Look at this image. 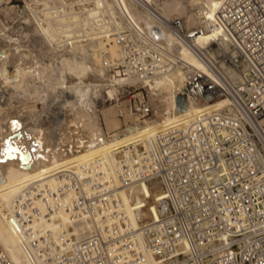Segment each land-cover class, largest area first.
I'll return each instance as SVG.
<instances>
[{
	"label": "built area",
	"instance_id": "built-area-1",
	"mask_svg": "<svg viewBox=\"0 0 264 264\" xmlns=\"http://www.w3.org/2000/svg\"><path fill=\"white\" fill-rule=\"evenodd\" d=\"M125 1L132 13L121 0L104 2L100 28L88 40L118 44L115 63L137 81L125 117L152 115L146 82L179 71L185 81L176 90L177 108L178 97L184 107L223 104L119 153L118 183L100 158L61 168L56 191L26 183L13 216L31 262L145 264L152 256L156 264H264V0H222L208 28L189 26L180 16L141 25L135 15L142 0ZM146 4L157 9L154 0ZM95 6L96 0H85V9ZM207 35H218L236 56L217 37L203 47ZM184 52L203 67L192 66ZM101 54L112 59L108 49ZM143 184L159 188L165 200L157 205L160 217L137 230L122 208L121 191ZM38 199L48 204L44 213ZM62 206L80 236L28 227ZM0 264H13L1 244Z\"/></svg>",
	"mask_w": 264,
	"mask_h": 264
},
{
	"label": "bare ground",
	"instance_id": "bare-ground-1",
	"mask_svg": "<svg viewBox=\"0 0 264 264\" xmlns=\"http://www.w3.org/2000/svg\"><path fill=\"white\" fill-rule=\"evenodd\" d=\"M117 1L120 2V0ZM121 1L125 3L129 13H132V9L126 4V1ZM138 1L140 2V0ZM221 1L222 0L206 1L204 6H201L199 11L193 14V10L190 11L189 5L184 0H154L157 9L151 8L146 4V2H151V0H142L140 2L142 6L137 10V15L135 16L141 25L149 23L159 24V22H161L160 20L170 19L173 15L180 17L187 16L194 24L193 26L202 25L208 28L210 20L213 19L214 14L221 5ZM26 2V7L29 10V22L32 23L37 33L43 37L44 42L52 46L53 49L56 48L55 51H57V47L54 46L58 42H63V44L68 43L70 45L80 42L78 41L80 39L84 40V42L94 40L95 38L92 37L97 34V30L100 28L97 24L101 14L99 8L104 2H108V0H96V6L92 9H85V0H76L74 3L75 5L69 0H27ZM77 5L79 7H77ZM10 9H14V7H10ZM24 20H27V18ZM11 30H13V28H11ZM5 36L7 44L0 50V88L3 89L2 98H5V101H3L5 103L0 104V243L3 245L7 256L13 264H33L28 256L21 228L13 216L15 200L20 196L24 186L29 181H37L38 184L49 187L52 191H56L58 187L56 173L61 168L67 167L75 169L96 158L102 160L106 174L112 182H116L117 165L114 166L115 169L112 167L110 168L111 172L116 176L115 181L107 170L103 151L106 147L108 152L114 155L112 158H116L117 163L118 154L122 152L126 153L128 148L131 149L130 146H127L129 140H123V135L129 134L131 127L119 132L113 131L111 134L105 135L99 124L98 115L91 108L89 95L93 89L100 86L97 84L100 78L104 80L111 79L113 83L116 82V80L121 82V79L131 83H137V81L124 76L119 69V65L114 63L113 57H119L118 44L116 43H104L99 40L98 42L111 45L108 47L104 45V47L103 44L100 43V45H98V43L95 42L97 45L93 43L94 45L90 46L93 49L97 47L93 51L91 50L94 54H90L91 52L89 53L90 57L94 58L93 61L91 58L93 62L90 64L91 66L85 63V57L87 55L85 56L83 54L81 56L82 60L79 58L81 60L80 65L76 64L73 66L74 70L73 67H68V64H62L59 71V69L54 66L55 64H51V61V65L48 66L43 63L37 53L35 55L32 50L28 51L25 48L21 49L20 47L22 46L18 44L19 39H14L6 34ZM217 36H205L201 41V45L203 47L209 45L211 38L215 39ZM217 40L220 39L217 37ZM219 44L223 49L230 51L232 55L236 56V52L229 50L228 44L224 42L223 39L219 41ZM76 46L77 45H75V47ZM52 47H50V51H52ZM82 47H84L83 49L85 50L86 47L81 46V48ZM104 48L108 49L113 56L107 63L105 62L104 56L101 54V50ZM77 51L80 52L81 50L79 51L78 49ZM51 56L52 55H50V57ZM182 56L192 66L196 68L203 67L192 53L184 52ZM90 57L87 56V59H90ZM64 59L66 60V58ZM107 59L108 58H106V60ZM2 67H5L6 70L2 71ZM54 67L59 71L60 77H55L58 73L55 74L57 71H55ZM244 71H247L246 67ZM68 73L70 76L74 74L77 79H74V81L71 80V78L68 77ZM48 77H52L51 82L49 80L48 83L57 84L60 82L59 84L61 87L63 86L62 88H65L67 92L72 94V99H75L71 102L77 110L79 109L83 112V116L74 118V115L72 116V113L69 112L71 114L66 115V117L64 116L65 120L62 121L64 126L60 129L61 133L54 132L53 134L56 136L52 134V141L46 144L43 138H41V135H37V132L33 133L31 128L28 129V134L25 132L27 129L23 131L21 125L26 122L23 121L21 124V120H23V116L26 117L27 115L28 117L38 111L35 105L37 99L35 100L34 97L39 91L36 92L35 89L29 90L30 79H33L32 81L35 80V82L36 80L42 82ZM184 81L185 74L179 71L173 76H161L153 81L146 82L145 85L151 89L153 95L163 93L170 94V98L166 105L168 119L166 125L150 129L146 134L140 133L136 137L131 135L130 137L134 139L131 145L138 146L140 142L145 145L158 133L188 122L190 118L196 115L200 110L222 106L223 102H219L214 106L209 104H191L182 110L178 109L177 106H175L176 90L177 88H182ZM49 86L52 87L51 85ZM55 88H57V85ZM115 90L116 89L110 90L109 94L112 95ZM68 107L69 106H67V108ZM78 114L80 115V113ZM33 127L35 128V125ZM125 142L128 143L124 144ZM44 145H46L45 148H49L50 151L45 153L42 152ZM114 149H117V151L112 152ZM164 200L165 197L160 189L156 188L151 190L147 184L127 190L123 196V202L131 212V219L136 224V226H132L138 230L146 220L158 219L160 213L157 209V205ZM36 206L44 213L47 211L48 204L38 199L36 201ZM56 212L59 216L55 221L57 220V222L66 225L69 217L68 213H65L63 206L60 211H55L54 213ZM160 212H163V209H161ZM54 213H50V218ZM40 221L42 220L36 219L33 222ZM51 222L52 220H47L41 226H33L35 224L29 223L28 227L35 230L50 229L56 231L55 228L43 227L48 226ZM80 235L81 234L73 236ZM156 262L157 259L155 257L147 256L145 264H156Z\"/></svg>",
	"mask_w": 264,
	"mask_h": 264
},
{
	"label": "rangeland",
	"instance_id": "rangeland-1",
	"mask_svg": "<svg viewBox=\"0 0 264 264\" xmlns=\"http://www.w3.org/2000/svg\"><path fill=\"white\" fill-rule=\"evenodd\" d=\"M26 1L27 0H0V45L2 46V47L0 46V50L2 48H4V46L7 44V42L5 41L6 40L5 34L9 35V36L13 37L14 39H17V40L19 39L18 40L19 42L18 41L17 42L19 45H21L23 47V48L20 47L21 49L25 48L28 51L32 50V52L35 53V55L37 53V55L42 59L43 63L47 64V66L51 65L53 63V64H55L54 66H56L59 69V71H60L62 64H68L69 65V66L67 65L68 67H73L76 64L80 65L81 60H82L81 56L83 54L85 56L87 55L88 57H90V54H94V53H92V51L94 49H96L97 47H95L93 49L90 46L94 45L95 42L98 43V45H100L101 42H98L99 40L93 41V42H90V41L84 42V40L80 39V40H78L80 42H77L75 44H70V45L68 43L66 44L65 42H64L65 44H63V42L57 41L58 43L54 46V47H57V51H55L56 48L53 49L52 46L47 45L48 43L44 42L43 37L37 33V31L33 28L32 23H30L28 20L29 10L26 7L27 6ZM69 1H71L73 3V5H75L74 3L76 2V0H69ZM163 1H166V0H163ZM184 1L189 5V8L191 9V10L190 9L189 10L190 11L193 10L192 13L194 14V13L199 11V8L201 6H204L206 1H210V0H184ZM10 7H14V9H10ZM11 12H13V13H11ZM173 16H177V15H173ZM181 17L185 18L188 21L189 26L194 25L188 19L187 16H181ZM26 18H27V20H24ZM11 28H13V30H11ZM101 44H103V43H101ZM75 45H77V46L75 47ZM95 45H97V44H95ZM104 45L106 47H108L111 44H109V45L103 44V46ZM81 46H85L86 47L85 50L83 49L84 47L81 48ZM50 47H52L51 48L52 51H50ZM88 47H90V48H88ZM78 49H79V51L80 50L81 51L78 52L77 51ZM53 51H55L56 53ZM81 52H84V53H81ZM95 53H97V52H95ZM50 55H52V56L50 57ZM87 56L85 57V60H86L85 63L90 65L93 63L92 61L94 60V58L90 57V59H87ZM64 58H66V60H68V61H66ZM79 58H81V60ZM91 58H92V61H91ZM104 59H105V62L107 63L110 58H108L107 60H106V58H104ZM113 59H114V63H115L117 58L113 57ZM52 60L55 62H53ZM50 61H51V64H50ZM48 62H49V64H48ZM60 62H61V64H60ZM66 62H69V63H66ZM70 64H71V66H70ZM5 67H6V65H5ZM5 67L1 68L2 71L6 70ZM56 67H54L55 71H57L55 74L58 73V75H55V74L54 75L57 78L60 76H59V71L56 69ZM73 70H74V67H73ZM74 76H75L74 74H73V76H70V74L68 73V77H70L71 80H73V81H74V79H77V77L76 76L74 77ZM51 78L48 77L46 80H43L42 82L41 81L39 82L38 80H36V82H35V80L32 81L33 79H30V83H29L30 88L28 87L29 90L35 89L36 92L37 91L40 92V93L37 92L36 96L34 95L35 97L33 96L35 98V100L37 99V102L35 103V105H36L38 111L33 113L32 115H30L31 117L30 116L27 117V115H26V117L23 116V118H22L23 120H21V124L24 121L28 125L27 126L26 123H23L25 126L23 124L21 125V128L23 131H25L27 129L25 132L28 134V129L31 128L33 130V133L37 132V135H41V138H43V141L46 144L48 142L52 141L53 136H56L55 134H53L54 132L61 133L60 129H62V127L64 126L62 124V121L65 120L66 115H68V114L70 115L72 113L71 115L72 116L74 115V118H80V116L81 117L83 116V112L79 109L77 110L76 107L73 106L71 101H73L75 98L72 99V97H71L72 94L70 92H67L65 88H62L63 86L61 87V85L59 84L60 82H58L57 84L48 83L49 80L51 82ZM102 79L100 78L101 81L99 80V82H97V84H99L100 86L91 91V93L89 95V100H91L90 103H91L92 110H94V112L98 115L99 124H100L101 129L105 135H109L113 131L119 132V131H122L124 129H127L128 127H131V131L129 132V134L123 135V140L124 141L129 140V144L127 146H130L132 148L133 145H131V144H132V142H134V139H132L130 137L131 135H134V137H136L140 133L146 134V133H148V131H150V129H155V128H158L162 125H166V122L168 119V112H167L166 105H167V102L170 98L169 93H166V94L163 93V94H157V95L152 94L151 102L153 104V114L150 115L149 117H144V118L125 117L124 114L126 113V111L128 109V103H129L128 100H129L130 96H135L139 92L136 90L137 89V86H136L137 83L127 82L124 79H121V82H123V83H121L119 80H116V82L113 83L111 79H106V80H104V79L102 80ZM71 80H69V81H71ZM38 82H39V84H38ZM31 84H32V86H31ZM34 85H36V86H34ZM49 85H51L52 87H50ZM56 85H57V88H55ZM53 86H55V87H53ZM113 89H116V90L112 93V95L109 94V91L113 90ZM2 91H3V89L0 88V104L5 103V102H3V101H5V98H2V96H3ZM37 95H38V97H37ZM45 98H46V100H45ZM135 98H137V97H135ZM70 105H71V107H70ZM67 106H69V107L67 108ZM64 112L67 114H65ZM69 112H71V113H69ZM78 113H80V115ZM32 118H33V120H32ZM34 125H35L36 129L33 127ZM36 125H38V126H36ZM25 127H28V128H25ZM39 127L41 129L42 128H44V129L41 130ZM39 129L41 131H43L44 133L41 132ZM49 133H50V136H49ZM42 134H44V135H42ZM52 134H53V136H52ZM48 138H49V140H48ZM126 143H128V142H125L124 144H126ZM124 144H122V145H124ZM45 146L46 145H44V149H43L44 151L42 150V152H44V153L50 151V149L45 148ZM142 147H143V144L140 142V145L137 148H142ZM128 150H129V148H128ZM116 151H117V149L112 150V152H116ZM103 155H104V161L106 162V165H107V170L111 174L112 179L114 178V180L116 181L117 172H116V176H115L114 173L111 172V169H110L111 167L114 168V166L117 165L116 158H112V157H114V155L112 153L110 154L108 152V150L106 149V147H105V150L103 151ZM113 159H114V163H113ZM116 183H118V176H117ZM125 192L126 191H121L122 201H123V196L125 195ZM122 208L130 217L131 224L136 226L135 222H133V220L131 219L132 218L131 212L124 205V202L122 203ZM64 211H65V213L66 212L68 213V211L66 209H64ZM58 216L59 215L57 212L54 213V215H52V217L50 219H47V220H52V222L48 226H43V227L55 228L56 231L58 229H63L68 234L72 233V236L81 234L80 232L82 229L80 227L78 228L73 223L72 219L69 216V213H68L69 218H68L66 225H64L60 222H57V220L55 221V219H57ZM41 220L42 221H40V222H31V224H35L33 226H37V225L41 226L45 221H47L43 218ZM1 246L4 249L2 244H1ZM4 251H5V249H4Z\"/></svg>",
	"mask_w": 264,
	"mask_h": 264
},
{
	"label": "water",
	"instance_id": "water-1",
	"mask_svg": "<svg viewBox=\"0 0 264 264\" xmlns=\"http://www.w3.org/2000/svg\"><path fill=\"white\" fill-rule=\"evenodd\" d=\"M177 104H178V109L182 110L184 109V99L182 97L177 98Z\"/></svg>",
	"mask_w": 264,
	"mask_h": 264
}]
</instances>
